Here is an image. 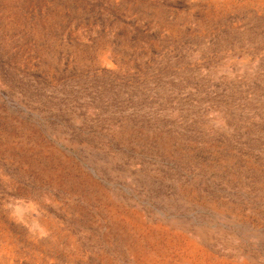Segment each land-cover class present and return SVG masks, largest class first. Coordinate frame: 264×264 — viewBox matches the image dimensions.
<instances>
[{
    "label": "rangeland",
    "instance_id": "rangeland-1",
    "mask_svg": "<svg viewBox=\"0 0 264 264\" xmlns=\"http://www.w3.org/2000/svg\"><path fill=\"white\" fill-rule=\"evenodd\" d=\"M0 264H264V0H0Z\"/></svg>",
    "mask_w": 264,
    "mask_h": 264
}]
</instances>
